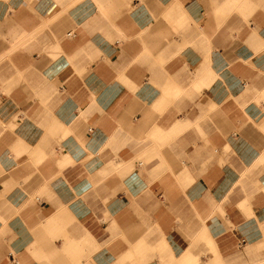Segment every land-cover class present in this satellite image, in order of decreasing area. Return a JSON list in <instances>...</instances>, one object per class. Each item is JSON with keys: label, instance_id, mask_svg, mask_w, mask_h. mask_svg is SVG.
I'll list each match as a JSON object with an SVG mask.
<instances>
[{"label": "crops", "instance_id": "1", "mask_svg": "<svg viewBox=\"0 0 264 264\" xmlns=\"http://www.w3.org/2000/svg\"><path fill=\"white\" fill-rule=\"evenodd\" d=\"M214 246L264 262V0H0V264Z\"/></svg>", "mask_w": 264, "mask_h": 264}, {"label": "rangeland", "instance_id": "2", "mask_svg": "<svg viewBox=\"0 0 264 264\" xmlns=\"http://www.w3.org/2000/svg\"><path fill=\"white\" fill-rule=\"evenodd\" d=\"M245 7H243V9H244ZM235 10H236V7H235ZM175 35H177V34H175ZM143 163H145V162H143ZM111 248H113V247H111ZM158 248V250H159V252L160 253H158L159 255H161V256H163V257H165V258H167V257H169L168 256V253H167V247L166 246H164V245H160L159 247H157ZM122 249V247H120L119 246V250H121ZM128 249H131L130 251H128ZM126 253L127 254H129V252L131 253V252H134V250H133V247H126ZM150 252V251H149ZM149 252L147 253V254H149ZM213 252V251H212ZM245 252H246V248H244V249H237V251L235 252V254L237 255V259L239 258V259H243V257H244V254H245ZM151 254H149L148 256H147V260L146 261H144L143 262V264H162V258H161V256H159V261H157L158 260V258L155 256L156 254H154L153 252H150ZM123 254H125V253H123ZM213 255L215 256V255H217V253H214L213 252ZM167 256V257H166ZM203 256L204 255H200L198 258L200 259V258H203ZM209 258V256L207 257L206 256V258L204 259V260H196V262H195V264H207V262H208V260H210V259H208ZM204 261H206V263H204ZM239 264H241L242 262H238ZM256 264H264V262H255ZM221 264H229V263H227V262H221ZM233 264V263H232ZM245 264V263H244Z\"/></svg>", "mask_w": 264, "mask_h": 264}, {"label": "bare ground", "instance_id": "3", "mask_svg": "<svg viewBox=\"0 0 264 264\" xmlns=\"http://www.w3.org/2000/svg\"><path fill=\"white\" fill-rule=\"evenodd\" d=\"M217 248L214 246L212 248V251L214 253H217ZM220 256L217 254L214 258L210 260L207 264H221ZM195 260L193 259V256L189 253L181 258V260L175 264H195ZM256 264V263H255Z\"/></svg>", "mask_w": 264, "mask_h": 264}, {"label": "built area", "instance_id": "4", "mask_svg": "<svg viewBox=\"0 0 264 264\" xmlns=\"http://www.w3.org/2000/svg\"><path fill=\"white\" fill-rule=\"evenodd\" d=\"M17 264V263H16Z\"/></svg>", "mask_w": 264, "mask_h": 264}]
</instances>
